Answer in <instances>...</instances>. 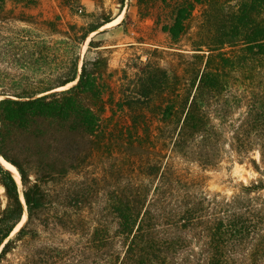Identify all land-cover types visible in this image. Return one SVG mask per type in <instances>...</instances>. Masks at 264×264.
Instances as JSON below:
<instances>
[{"label":"trees","instance_id":"trees-1","mask_svg":"<svg viewBox=\"0 0 264 264\" xmlns=\"http://www.w3.org/2000/svg\"><path fill=\"white\" fill-rule=\"evenodd\" d=\"M84 1L38 24L24 12L40 0H0V156L22 182L0 164V264L19 248L16 264H264V174L250 157L264 164V0H114L121 27L132 11L151 22L133 36L143 55L112 71L93 38L78 77L83 42L119 16ZM16 21L66 43L4 32ZM227 130L261 175L231 197L173 161L216 168Z\"/></svg>","mask_w":264,"mask_h":264},{"label":"rangeland","instance_id":"rangeland-1","mask_svg":"<svg viewBox=\"0 0 264 264\" xmlns=\"http://www.w3.org/2000/svg\"><path fill=\"white\" fill-rule=\"evenodd\" d=\"M84 5L87 7L88 11H94L95 6L93 2L89 0L84 1ZM12 5H9V8H12ZM104 7L107 10H112L114 16L122 15V18L119 22L113 26L103 28L100 34H94L89 36L92 40L93 38L97 40H103L107 48H110L111 53L107 52L105 55H108L110 58L109 66L110 69L116 70L124 66L127 60L131 57L143 55L142 48L140 45L134 43L135 40L133 36H138L139 34L136 32L139 25V30L141 29L143 32H149V30L144 29L147 25H150L151 22H147L145 25H141L138 23L137 15L134 11L130 13L129 18L127 19V25L121 27L123 19L126 16V8L123 10L122 14H120V7L114 2V0H104ZM14 13L9 14L11 17L22 16V12L24 10L21 7H15ZM24 13L27 15L33 16L32 18L40 24L45 19H52L56 14H61L64 18V21L72 20L67 11L63 10L60 0H40V4L37 8L27 10ZM198 15V13H197ZM40 26H31L24 22H14L11 25H8V29L4 32L9 33L11 31L18 32L20 38L29 42H54L56 40H60L64 44L66 43L65 38H56L55 36L49 35L47 31L43 28H40V31L36 30ZM158 42L163 43L164 45H168V40L166 35L159 33L158 34ZM88 43V42H87ZM84 44V43H83ZM82 44V45H83ZM82 45L80 50L81 55L86 54L87 44L84 52L82 53ZM134 45V46H132ZM89 46V45H88ZM162 50H167L164 54L162 53V57L164 61L175 63L177 61L176 57L172 55L176 54V50L161 48ZM188 49V48H187ZM191 53V52H190ZM95 53L90 54V57H95ZM84 59V58H83ZM242 110H236L232 118L235 120L239 118L240 112ZM228 124V123H227ZM226 141L224 142V151L221 162L218 164L216 168L213 169H202L198 164L189 163L184 161L181 158L175 157L174 164L175 167L180 171L181 174L188 177L189 179H195L200 184V188H204L203 190L208 194L218 193L223 197H231L236 192H238L239 187L242 183L249 184L250 182L257 180L260 178V174L256 171L254 167V163L245 157L240 159V157L233 151L231 147V142L229 140L230 134L228 130L225 132ZM172 156V155H171ZM251 158L256 160L257 164L260 167L261 172L264 174V164L260 162V155L258 152H253L250 155ZM19 188L21 190V185L19 184ZM0 192H2V188L0 187ZM26 222V221H25ZM22 228V227H21ZM18 232V231H16ZM12 234L14 236L16 234ZM3 247V246H2ZM0 247V252L2 250ZM22 254V249L19 248L9 254L7 258L1 264H16L18 258Z\"/></svg>","mask_w":264,"mask_h":264},{"label":"bare ground","instance_id":"bare-ground-1","mask_svg":"<svg viewBox=\"0 0 264 264\" xmlns=\"http://www.w3.org/2000/svg\"><path fill=\"white\" fill-rule=\"evenodd\" d=\"M122 18V15H119L116 19H114L112 22L108 23L107 25H105L103 28H106V27H110V26H113L115 24H117L119 22V20ZM89 39L85 40L82 45V53L84 52L85 48H86V44L88 42ZM66 87H62V88H59L57 90H63L65 89ZM0 164L5 168L7 169L8 171H10L13 176L15 177V179L17 180V183L20 184V176L18 174V171L17 169L12 166L10 163L6 162L1 156H0ZM27 219V214H24L21 222L16 226V228L14 229L13 233L14 234L16 231H18L24 224V222L26 221Z\"/></svg>","mask_w":264,"mask_h":264},{"label":"water","instance_id":"water-1","mask_svg":"<svg viewBox=\"0 0 264 264\" xmlns=\"http://www.w3.org/2000/svg\"><path fill=\"white\" fill-rule=\"evenodd\" d=\"M103 29V28H102ZM101 29V30H102ZM101 30H99V31H97V32H94V33H92L91 35H94V34H97V33H99ZM90 35V36H91ZM87 39H89L88 40V43H87V48H88V45H89V43H90V41H91V39L88 37ZM86 39V40H87ZM86 48V49H87ZM83 58H84V55H81V57H80V63H79V72H78V77H79V75H80V73H81V67H82V63H83ZM77 82H78V79H77V81L76 82H74V83H72V84H69L65 89H68V88H70V87H72L73 85H76L77 84ZM1 99V98H0ZM7 162V161H6ZM13 166V165H12ZM19 174V173H18ZM20 176V175H19ZM20 185H21V187H22V182H21V178H20ZM22 200H23V203L25 204V201H24V198H23V194H22ZM24 214H27V211H25V213ZM25 225V222H24V224H23V226ZM22 226V227H23ZM21 229V228H20ZM19 229V230H20ZM18 230V231H19ZM17 233V232H16Z\"/></svg>","mask_w":264,"mask_h":264}]
</instances>
